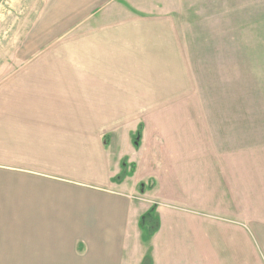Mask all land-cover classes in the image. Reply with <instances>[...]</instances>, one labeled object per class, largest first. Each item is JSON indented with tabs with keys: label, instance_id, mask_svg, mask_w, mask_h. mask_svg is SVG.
<instances>
[{
	"label": "crops",
	"instance_id": "obj_1",
	"mask_svg": "<svg viewBox=\"0 0 264 264\" xmlns=\"http://www.w3.org/2000/svg\"><path fill=\"white\" fill-rule=\"evenodd\" d=\"M57 3L0 64V232L77 264H264L262 113L168 94L191 82L172 15Z\"/></svg>",
	"mask_w": 264,
	"mask_h": 264
},
{
	"label": "rangeland",
	"instance_id": "obj_2",
	"mask_svg": "<svg viewBox=\"0 0 264 264\" xmlns=\"http://www.w3.org/2000/svg\"><path fill=\"white\" fill-rule=\"evenodd\" d=\"M141 1L146 10L175 18L190 60L189 87L185 88L188 83H182V88L173 89L169 95L176 91L189 100L208 102L199 106L208 112L222 111V97L240 98L247 103L246 110L254 109L264 119V0ZM57 2L0 0V64H13L15 60L20 63L18 59L22 58L14 57L13 51L29 48L30 33L50 32L51 24L44 22L53 9L55 15L58 13ZM56 62L59 63L57 56ZM3 229L11 232H0V264L29 260L77 264L73 262L78 257L33 248L32 240L24 238L28 235L14 232L15 227ZM150 236L145 226V240ZM79 249L83 252L84 244L79 243ZM145 264L151 261L145 259Z\"/></svg>",
	"mask_w": 264,
	"mask_h": 264
},
{
	"label": "trees",
	"instance_id": "obj_3",
	"mask_svg": "<svg viewBox=\"0 0 264 264\" xmlns=\"http://www.w3.org/2000/svg\"><path fill=\"white\" fill-rule=\"evenodd\" d=\"M140 143V132H138L135 136V144L139 145ZM155 216V210L152 209L148 213H146L142 218V224L148 227L149 234H153L159 227V219Z\"/></svg>",
	"mask_w": 264,
	"mask_h": 264
}]
</instances>
